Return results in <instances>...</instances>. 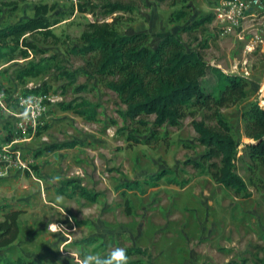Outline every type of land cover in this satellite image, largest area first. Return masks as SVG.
I'll list each match as a JSON object with an SVG mask.
<instances>
[{
  "label": "rangeland",
  "instance_id": "rangeland-1",
  "mask_svg": "<svg viewBox=\"0 0 264 264\" xmlns=\"http://www.w3.org/2000/svg\"><path fill=\"white\" fill-rule=\"evenodd\" d=\"M43 3L50 7L52 35L28 36L35 49L23 55L19 47L0 60V90L6 95L0 150L9 149L25 163L0 176V222L18 213L17 237L0 246V260L76 264L87 255L106 258L115 248H132L137 251L127 254L128 264H264V163L250 158L243 145L254 131L250 106H264V46L245 49L237 38L243 27H230L235 36L224 27L217 10L222 0H0V24L22 22ZM113 3L129 9L111 12ZM209 14L210 22L194 27ZM93 22L121 34L145 33L152 45L168 33L178 35L208 65L245 78L246 95L218 108L188 106L176 125L155 126L154 115L126 116V104L108 86L121 74L96 73V52H71ZM14 45L4 42L6 48ZM40 61L37 75L21 74L29 62ZM63 71L73 72L75 80ZM202 85L212 91L215 74L207 73ZM79 86L84 88L77 91ZM26 93L43 95L45 109L22 133L15 96ZM82 99L95 105L93 120L58 105ZM216 110L240 142L235 171L245 193L217 182L219 158H202L206 148L192 123L202 120L217 130ZM62 142L74 146L47 149ZM158 173L163 176L150 187L147 181ZM70 179L97 192V200L65 188ZM52 224L59 230L51 231Z\"/></svg>",
  "mask_w": 264,
  "mask_h": 264
},
{
  "label": "trees",
  "instance_id": "trees-1",
  "mask_svg": "<svg viewBox=\"0 0 264 264\" xmlns=\"http://www.w3.org/2000/svg\"><path fill=\"white\" fill-rule=\"evenodd\" d=\"M115 9H129L119 3L110 4V11ZM50 7L47 4H38L34 7L33 16L17 23L0 24V60L11 55L17 48L21 54L36 48L35 43L28 36L41 34L52 35L50 30L54 23L48 17ZM209 14L196 20L194 27L212 20ZM10 39L15 44L5 47L4 42ZM75 54L96 52L99 56L95 64L98 74L109 73L116 69L121 77L111 81L108 86L113 89L126 104V116L135 118L141 114L154 115V125L178 124L184 109L188 106L205 107L214 104L217 108L224 106L233 97L246 95L245 78L221 71L218 67L210 66L203 59L199 50H186L185 45L178 35L168 33L152 45L145 33L121 34L109 28L107 23L93 22L88 29L80 35V44L71 49ZM47 61V60H45ZM42 69L40 62H29L22 70L24 76H35ZM215 74L216 86L212 91L206 90L202 80L207 73ZM62 74L71 82L75 80L73 72L63 71ZM146 76L149 79L146 80ZM84 87H77V91ZM36 91V90H35ZM61 110H77L84 118L93 120L96 116L95 105L86 99L79 102L60 101ZM78 108V109H77ZM250 114L254 131L248 134L252 140L243 143L250 158L259 159L264 163V106L257 103L250 106ZM215 119L218 129L205 125L204 121H193V128L198 135V141L206 148L202 158L210 160L217 157L220 167L217 170L216 180L225 188L234 189L235 192H246L244 180L235 171V159L240 142L231 134L230 128L216 110ZM74 142L51 144L48 150L72 147ZM39 153H35L38 156ZM191 164L196 163L189 161ZM163 173H158L147 181L150 187L157 185ZM132 182L131 184H133ZM63 186H71L78 190V194L88 201L95 202L98 193L85 189L74 180H66ZM18 213L7 214L4 221L0 222V246L10 244L18 233ZM85 238L79 242H86ZM137 249H127L136 252ZM0 264H26L22 258L15 260L3 259ZM226 264H247L228 262Z\"/></svg>",
  "mask_w": 264,
  "mask_h": 264
},
{
  "label": "built area",
  "instance_id": "built-area-1",
  "mask_svg": "<svg viewBox=\"0 0 264 264\" xmlns=\"http://www.w3.org/2000/svg\"><path fill=\"white\" fill-rule=\"evenodd\" d=\"M217 10L220 11L218 17L225 23L224 27L230 31V27L233 25L241 27L243 23L253 20L254 22L251 24L253 32L251 33L257 41L253 43L263 45V39H260V35L256 33L259 29L256 26H261V30L258 31L264 34V0H222L221 7L217 6ZM237 38L244 39L245 35L242 32V36L237 35ZM43 98L44 96L40 93L17 94L15 96L18 112L14 115L17 116L16 124L22 133H25L27 128L36 125L38 118L45 109ZM5 107L6 95L3 90H0V108ZM24 166L25 163L19 161L9 149L2 148L0 150V176L7 175L15 167L23 168Z\"/></svg>",
  "mask_w": 264,
  "mask_h": 264
},
{
  "label": "clouds",
  "instance_id": "clouds-1",
  "mask_svg": "<svg viewBox=\"0 0 264 264\" xmlns=\"http://www.w3.org/2000/svg\"><path fill=\"white\" fill-rule=\"evenodd\" d=\"M51 231H58L55 224L49 225ZM76 264H128V256L124 248H115L106 258L99 256L87 255L83 260H76Z\"/></svg>",
  "mask_w": 264,
  "mask_h": 264
},
{
  "label": "crops",
  "instance_id": "crops-1",
  "mask_svg": "<svg viewBox=\"0 0 264 264\" xmlns=\"http://www.w3.org/2000/svg\"><path fill=\"white\" fill-rule=\"evenodd\" d=\"M254 21L253 20H249V21H247V22H245V23H243V25L241 26V27H243V30L241 31V33L242 32H245L244 33V35H245V38L243 39V42L245 43V46H244V48L245 49H247V48H249L251 45L252 46H254V44L256 45V46H264V34L262 33V32H260V31H258V30H261V26H256V27H258L259 29L256 31V33H257V35L259 34L260 35V39H263V41H262V44L263 45H261L260 43H253V42H257V41H255V39H254V37H253V35H252V33L251 32H253L252 31V27H251V24L253 23ZM236 29H239V28H236ZM246 30V31H245ZM231 32H232V30H231ZM248 32V33H247ZM235 34H236V31H234V32H232V35H234L235 36ZM239 40V39H238ZM259 42V41H258ZM249 50V49H248ZM247 50V51H248Z\"/></svg>",
  "mask_w": 264,
  "mask_h": 264
}]
</instances>
